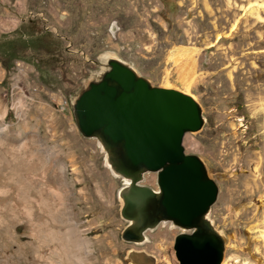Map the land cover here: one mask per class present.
<instances>
[{"label":"rangeland","instance_id":"1","mask_svg":"<svg viewBox=\"0 0 264 264\" xmlns=\"http://www.w3.org/2000/svg\"><path fill=\"white\" fill-rule=\"evenodd\" d=\"M35 39V51L17 46ZM7 42L15 60L0 55V264H125L132 249L176 264L169 225L140 247L120 240L121 180L74 127L70 102L105 54L198 104L204 125L181 145L218 188L209 218L226 239L221 264H264V0H0ZM179 47L196 52L175 64ZM142 184L155 189V175Z\"/></svg>","mask_w":264,"mask_h":264},{"label":"water","instance_id":"2","mask_svg":"<svg viewBox=\"0 0 264 264\" xmlns=\"http://www.w3.org/2000/svg\"><path fill=\"white\" fill-rule=\"evenodd\" d=\"M99 75L70 102L81 138L95 141L110 175L121 180L116 192L120 240L140 247L146 233L169 225L176 264H221L226 239L209 218L218 194L204 163L185 155L182 139L198 133L201 109L188 95L153 86L113 54L102 56ZM155 175V189L142 184ZM125 264H155L141 250H128Z\"/></svg>","mask_w":264,"mask_h":264},{"label":"trees","instance_id":"3","mask_svg":"<svg viewBox=\"0 0 264 264\" xmlns=\"http://www.w3.org/2000/svg\"><path fill=\"white\" fill-rule=\"evenodd\" d=\"M38 43H37V39L32 40V43L29 46H26L24 42H18L17 46L22 47V48H30L32 49V51H35L36 47H37ZM13 44L12 42H7L3 45H0V55L3 58H7V61L10 59L15 60L14 56H13ZM4 70L7 71V66L4 65L3 66Z\"/></svg>","mask_w":264,"mask_h":264},{"label":"bare ground","instance_id":"4","mask_svg":"<svg viewBox=\"0 0 264 264\" xmlns=\"http://www.w3.org/2000/svg\"><path fill=\"white\" fill-rule=\"evenodd\" d=\"M250 9H251V8H250ZM249 11H252V9L249 10ZM233 28H234V26H233ZM233 28H232V29H233ZM233 30H234V29H233ZM195 52H196V50L193 49V48L179 47V48H176V49L173 51V53L169 56L168 59H169V61H171V62L177 64L182 58H184V57L187 56V55L191 56L190 54H191V53H194V54H195ZM180 63H181V62H180ZM189 88H190L189 85H184V89H185L186 92L189 91ZM182 93H184V92H182ZM184 94H185V93H184ZM186 95H188V94H186ZM261 241H262L263 244H264V230H263V232L261 233ZM224 264H226V263H224Z\"/></svg>","mask_w":264,"mask_h":264}]
</instances>
